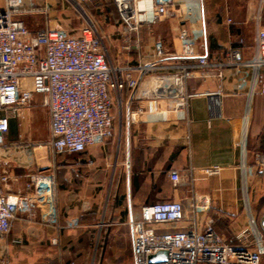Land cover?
<instances>
[{"label":"crops","instance_id":"0c3cea01","mask_svg":"<svg viewBox=\"0 0 264 264\" xmlns=\"http://www.w3.org/2000/svg\"><path fill=\"white\" fill-rule=\"evenodd\" d=\"M168 1L177 17L154 22L155 6ZM27 6L36 10L14 18L30 31L48 25L79 35L69 27L76 18L71 10L77 12L71 3L29 0ZM44 7L46 13L40 11ZM131 7L137 17L135 31L121 20L113 0H88L80 10L97 21L110 62L122 68L174 64L177 32L184 28L193 42L186 60L193 65L186 82L192 94L187 110L132 116L140 105L136 99L155 89L154 73L141 80L138 71H125L141 82L136 91L111 93L114 138L72 155H55L46 146L48 113V138H28L31 116L44 108L41 95L34 94L17 115L7 111L0 171L8 181L2 191L25 194L31 178L40 175L51 177L52 184L37 193V205L20 211L10 233L0 238V264H134L130 223L142 207L174 204L185 216L180 228L190 225L191 194L184 186L173 187L168 178L169 170L183 171L189 165L223 167L220 175L194 185L208 207L196 216L199 228L211 217L223 242L237 244L238 234L248 229L249 212L264 236V173L255 166V154L264 155V65L256 71L239 64L256 53L264 0H134ZM156 43L162 45L160 58L153 55ZM200 57L212 66L197 67ZM243 139L242 158L237 144ZM73 219L79 226L69 230ZM247 239H252L249 233ZM91 241L97 243L93 248ZM47 245L56 249L46 250Z\"/></svg>","mask_w":264,"mask_h":264},{"label":"built area","instance_id":"2783aa9c","mask_svg":"<svg viewBox=\"0 0 264 264\" xmlns=\"http://www.w3.org/2000/svg\"><path fill=\"white\" fill-rule=\"evenodd\" d=\"M65 1L80 9L88 0ZM28 2L3 0V9H0V138L8 131L7 111L17 115L37 94L42 96V105L49 116L46 146L53 154H80L88 147L102 145L114 138L111 93L119 96L125 89L136 91L141 80L151 73L155 74L151 76L155 89L142 92V97L136 99L140 105L132 116L187 110L192 94L186 82L192 75L193 65L186 60L193 42L184 28L180 27L177 32L174 64L122 68L110 62L101 37L89 28L82 29L78 36H71L58 26L46 25L30 31L14 18L36 10L28 7ZM113 2L129 31H135L137 17L131 7L134 0ZM173 8L170 1L156 5L154 22L172 17ZM40 11L46 13L47 9ZM256 44L253 58L239 64L257 71L264 65V26L257 31ZM153 55L156 58L163 55L161 43L155 44ZM211 66L205 57L198 58L197 67ZM125 71H138L141 80L122 74ZM237 146L243 158L244 139ZM255 161L257 171L264 173V155L256 153ZM222 170L220 165L201 168L189 165L183 171H168L172 186H184L191 194L187 219L190 225L180 228L185 216L180 215L174 204L142 207L139 218L130 223L134 264H264V236L258 233L249 212L248 229L238 234L237 244L223 242L211 217L206 218L201 228L197 225V214L208 211V207L204 197L195 194L194 185L220 175ZM7 181L8 176L0 172V238L9 234L11 223L20 211L37 205V193L46 192L52 184L51 177L34 176L26 185L27 193L6 194L2 186ZM78 226V219H73L67 229L75 230ZM248 233L251 241L247 239ZM156 254L163 255L151 261L150 257Z\"/></svg>","mask_w":264,"mask_h":264},{"label":"rangeland","instance_id":"374dc122","mask_svg":"<svg viewBox=\"0 0 264 264\" xmlns=\"http://www.w3.org/2000/svg\"><path fill=\"white\" fill-rule=\"evenodd\" d=\"M71 5L73 6V8H76V11H77V12H73L71 10V13H73L76 16V18L73 19V22H71V24H73V25H69V27L71 29H73V32H71V33H79L80 34L82 29L89 28L90 30H92V32H94V33L97 32L96 34H98V36L103 37L102 33H101V28L97 24V21H95L94 19H91L92 20V22H91L87 18V16H85L81 12L80 9L75 7L72 3H71ZM115 110L116 109L114 108L113 111H115ZM113 111H112V116H115L114 117L115 118L114 122H115L116 121V114H114L115 112L113 113ZM31 117H32L31 130L28 132V138L31 140H46L48 138V117H47L46 110L44 108L40 109L36 113H34ZM214 228L216 230L215 223H214ZM89 244H90V247L93 248L94 247L93 245H96L97 243L95 241H91ZM46 248H47L46 250H48V249L55 250L56 249V247L53 245H47ZM93 257H92V260L96 259V261H97V257L96 258L95 257L93 258ZM34 264H39V263H34Z\"/></svg>","mask_w":264,"mask_h":264},{"label":"water","instance_id":"95a60500","mask_svg":"<svg viewBox=\"0 0 264 264\" xmlns=\"http://www.w3.org/2000/svg\"><path fill=\"white\" fill-rule=\"evenodd\" d=\"M0 142H1V138H0ZM260 224L264 228V219L261 220ZM160 255H163V254L153 255V256L150 257V260L151 261H156V260H158V256H160Z\"/></svg>","mask_w":264,"mask_h":264}]
</instances>
